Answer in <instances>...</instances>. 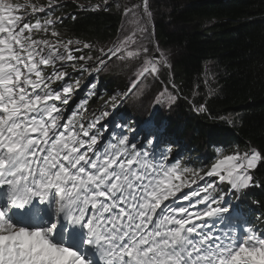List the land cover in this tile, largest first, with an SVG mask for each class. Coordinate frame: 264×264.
<instances>
[{
	"label": "snow or ice",
	"instance_id": "6c2138e0",
	"mask_svg": "<svg viewBox=\"0 0 264 264\" xmlns=\"http://www.w3.org/2000/svg\"><path fill=\"white\" fill-rule=\"evenodd\" d=\"M57 7H63L60 0L40 6L0 0V264H264V233L244 227L241 236L244 222L231 215L228 199L264 184L253 174L264 150L217 149L201 174L169 166L170 147L157 159L155 134L147 138L153 151L129 146L127 136L101 147V122L129 98H143L149 78L172 67L158 44L150 54L143 42L152 35L149 0L124 9L133 30L112 47L96 49L95 58L73 54L94 46L65 40L55 28L64 17L33 22L37 13ZM141 57L127 88L104 100L98 115L88 117L83 101L65 118L63 106L80 84L54 87L69 76L68 65L91 75L113 60ZM154 99L173 105L175 83ZM195 110L233 124L229 116L211 117L206 104ZM205 177L216 181L197 183Z\"/></svg>",
	"mask_w": 264,
	"mask_h": 264
},
{
	"label": "trees",
	"instance_id": "16d2710c",
	"mask_svg": "<svg viewBox=\"0 0 264 264\" xmlns=\"http://www.w3.org/2000/svg\"><path fill=\"white\" fill-rule=\"evenodd\" d=\"M32 2L47 5V0ZM136 2L60 0L63 7L37 13L33 22L64 17L55 28L65 40L80 39L94 47L101 43L112 47L133 30L129 28L131 18L123 16L120 5L123 8ZM149 10L152 15L148 27L152 35L143 42L150 54L156 51L152 45L158 44L172 67L162 68L156 80L149 78L143 98H129L112 112L110 140L120 132L128 134L133 126L138 130L147 127L150 134L158 136L154 148L157 159L159 152L169 146L171 152L166 161L169 166L179 163L202 170L201 174L215 162L217 149L225 153L236 147L241 151L250 147L264 150V0H149ZM73 54L87 57L99 53L81 46ZM142 59L128 60L127 67L120 60H113L105 71L95 72L94 76L72 71L68 65L69 76L58 85L62 82L75 85L79 80V85L84 86L79 96L87 101L86 115H98L104 110V100L127 88ZM93 82L94 95L90 94ZM171 83H175L179 99L171 106L163 100L158 104L154 97L170 88ZM58 85H54L56 90ZM200 104L207 105L211 117L229 116L233 124L213 121L197 112L195 108ZM117 124L128 127L120 128ZM253 174L257 180H264V163ZM192 178L185 177L186 181ZM215 181V177L197 178L201 186ZM196 187L193 184L191 190ZM219 187L228 190L226 185ZM228 199L232 203L231 215L244 222L239 230L253 227L257 234L264 233V184L230 194Z\"/></svg>",
	"mask_w": 264,
	"mask_h": 264
},
{
	"label": "rangeland",
	"instance_id": "374dc122",
	"mask_svg": "<svg viewBox=\"0 0 264 264\" xmlns=\"http://www.w3.org/2000/svg\"><path fill=\"white\" fill-rule=\"evenodd\" d=\"M99 5L100 4H102V3H99V2H97ZM142 2H141V0H137V2L136 3H133V5H136V4H141ZM92 5V4H91ZM132 5H130V6H126V5H124V7L122 8V5H120V8L121 9H123V16L124 17H126V18H131L130 16H125L124 15V9L125 8H127V7H131ZM122 11V10H121ZM130 21H131V19H130ZM129 21V28H133V24L131 23ZM143 26V25H142ZM128 28V29H129ZM111 46L110 45H107V44H105V43H101V44H98L96 47H94L93 49L96 51V49H99V48H104L105 50L106 49H108V48H110ZM97 53H99L98 51H97ZM89 55H91V54H89ZM88 55V56H89ZM93 58H95V57H97V56H99V54H96V55H91ZM119 63L121 64V65H125L126 67L128 66V60H126V61H119ZM93 67H95V65H93ZM73 71V70H72ZM88 76H94V74H95V72H92L91 73V75L89 74V72H85ZM63 83H65V82H62V84ZM62 84H59L58 85V82H57V84L56 85H58V87H57V90H59V88H60V86L62 85ZM93 84H95V82H93ZM74 87H75V85H74ZM81 89H82V86H80L79 85V88H77L74 92H73V94H72V97H71V99H70V101H69V104L67 105V106H63L64 107V116H65V118L67 117V115H71L72 114V112L73 111H79V109L77 108V106L78 105H80L81 104V102H83L82 101V99H80V96H78L79 95V93H80V91H81ZM119 92H121V91H115L113 94H112V96L113 95H117V94H119ZM108 110H110V107L108 108ZM104 126H103V128H100V131H101V133H102V145H101V147H103V144H106V143H108L109 141H107V138H108V140H110V136H111V134H112V132H110V127L112 126V122L110 123V119H109V117L105 120V121H102L101 122ZM109 123V124H108ZM136 131H135V130ZM145 129V130H144ZM144 129H142V130H138V128L136 129V127L135 126H133V127H131V130L128 132V134L127 133H122V132H120V133H118V134H115L114 136L116 137V138H119V137H121V136H126L127 135V137H128V144H129V146L130 145H136V148L138 149V150H141V149H144V148H147L149 151H152L153 150V146H149L148 144H147V138H148V136H149V132H151L149 129L147 130V128H144ZM141 132V133H140ZM146 132V133H145ZM136 133V134H135ZM141 134V135H140ZM113 136V137H114ZM113 137L111 138V140L110 141H112L113 143H115L116 142V140L115 139H113ZM134 137V138H133ZM187 189L188 188H185L184 189V191L185 192H188L187 191ZM203 207V206H202ZM201 207V208H202Z\"/></svg>",
	"mask_w": 264,
	"mask_h": 264
},
{
	"label": "bare ground",
	"instance_id": "6f19581e",
	"mask_svg": "<svg viewBox=\"0 0 264 264\" xmlns=\"http://www.w3.org/2000/svg\"><path fill=\"white\" fill-rule=\"evenodd\" d=\"M89 5H91V4H89ZM92 5H95V4H92ZM90 96H92V95H90ZM82 99V98H81ZM149 115V114H148ZM68 116V115H67ZM89 117V116H88ZM145 119H147V118H145ZM149 121V120H148ZM147 121V122H148ZM162 122V121H161ZM141 123V122H140ZM148 124V123H147ZM160 124V123H159ZM130 125V124H129ZM163 125V124H162ZM116 126V125H115ZM133 126V125H132ZM126 127H128V125L126 126ZM147 128V127H146ZM129 129V128H128ZM155 129V128H154ZM135 130V129H134ZM145 130V129H144ZM147 130H148V128H147ZM159 130V129H158ZM162 130V129H161ZM113 131V130H112ZM115 131H116V129H115ZM120 131V130H119ZM123 131H125V130H123ZM128 130H126V132H127ZM136 131V130H135ZM129 132V131H128ZM141 133V132H140ZM146 133V132H145ZM164 133V132H163ZM136 134V133H135ZM141 135V134H140ZM127 136V135H126ZM165 136H166V134H165ZM134 138V137H133ZM168 141V140H167ZM178 141V140H177ZM170 142V141H169ZM180 145V144H179ZM169 147V146H168ZM166 148V147H165ZM197 149V148H196ZM198 152V151H197ZM184 154V153H183ZM157 157H158V155H157ZM203 174V173H202ZM193 179V178H192Z\"/></svg>",
	"mask_w": 264,
	"mask_h": 264
}]
</instances>
